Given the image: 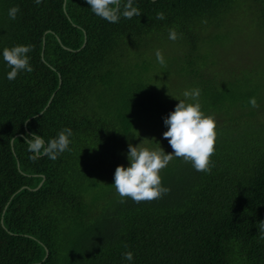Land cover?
<instances>
[{
  "label": "trees",
  "instance_id": "trees-1",
  "mask_svg": "<svg viewBox=\"0 0 264 264\" xmlns=\"http://www.w3.org/2000/svg\"><path fill=\"white\" fill-rule=\"evenodd\" d=\"M133 6L140 16L109 23L86 0H0V264H264V108L252 79L224 83L207 59L216 53H205L246 15L244 25L264 28V0ZM170 28L184 54L148 62L149 74L133 59L155 56ZM15 45L32 46L33 71L9 80L2 52ZM193 88L216 120L211 171L174 158L160 173L167 194L121 203L114 172L129 165L128 145L171 152L164 118ZM65 127L70 151L29 158L27 137L47 142Z\"/></svg>",
  "mask_w": 264,
  "mask_h": 264
},
{
  "label": "clouds",
  "instance_id": "clouds-1",
  "mask_svg": "<svg viewBox=\"0 0 264 264\" xmlns=\"http://www.w3.org/2000/svg\"><path fill=\"white\" fill-rule=\"evenodd\" d=\"M34 2L39 5L42 0H34ZM86 2L93 14L109 23H118L121 16L131 19L141 14L140 9L133 6V0H86ZM19 11V6L11 7L8 11L9 18L15 20ZM156 19H165V14L157 12ZM178 38L180 37L177 31L170 28L169 39L175 41ZM31 50V45H15L3 49V60L10 69L7 72V79L14 80L21 72L33 71L28 56ZM155 56L157 62L162 67H166L161 50L157 49ZM200 95L199 88L185 90L184 99H180L174 110L164 118L167 130L163 132V137L168 140L172 148L171 152L165 153L160 146L152 149L141 146L140 143L136 146L128 145L129 165L127 167L118 165L114 172L113 185L121 203L126 199H131L135 203L151 202L167 194L170 189L162 185L160 173L174 158L190 163L198 172L211 171V158L215 154L217 139L216 120L213 115L202 111ZM248 103L253 108L259 106L255 97L249 98ZM72 135V129L65 127L55 138L45 142L39 134L32 133L25 139L27 149L32 154L29 158L35 161L41 156H46L55 161L60 154L70 151ZM260 228L264 231V221H261ZM123 258L132 261L133 253L127 251L123 254Z\"/></svg>",
  "mask_w": 264,
  "mask_h": 264
},
{
  "label": "rangeland",
  "instance_id": "rangeland-1",
  "mask_svg": "<svg viewBox=\"0 0 264 264\" xmlns=\"http://www.w3.org/2000/svg\"><path fill=\"white\" fill-rule=\"evenodd\" d=\"M227 19L233 23V16L229 14ZM251 19L250 15H246L244 22L238 19L236 22L239 26L233 25L229 28H224L221 31L220 45L217 47H209L205 50L207 57L212 53H216L215 57L207 58L208 62L215 65L212 69L214 72L221 74L224 83L234 81L237 78L240 82L243 80L252 79L256 84V95L261 103L258 109L264 108V28L257 26L248 27L244 23H248ZM235 22V23H236ZM212 39L211 36H208ZM184 48L179 47L176 41H167L161 45V50L164 58L175 59L178 63L180 56L184 54ZM152 54H155L152 53ZM155 56H149L147 59L144 56L136 55L133 62L139 65H145L149 74L153 73V67L148 62L156 63ZM202 65V63L200 64ZM166 83L171 85L170 88L179 89L177 82L167 80ZM246 87L240 90L241 95L248 94ZM183 99V96L178 100ZM241 100V99H240ZM264 114V111H263ZM261 119H264L261 116ZM260 120V119H259ZM263 121V120H262ZM145 138V137H144ZM109 177V176H108ZM109 177L106 189L110 187Z\"/></svg>",
  "mask_w": 264,
  "mask_h": 264
},
{
  "label": "water",
  "instance_id": "water-1",
  "mask_svg": "<svg viewBox=\"0 0 264 264\" xmlns=\"http://www.w3.org/2000/svg\"><path fill=\"white\" fill-rule=\"evenodd\" d=\"M41 54H42V53H41ZM59 82H60V81H59ZM50 100H51V98L48 100V102H47L46 106L44 107V109L49 105ZM42 111H43V110H42ZM42 111H41V112H42ZM42 181H43V179L39 182L38 186L41 185ZM38 186H37V187H38ZM46 254H47V251H46Z\"/></svg>",
  "mask_w": 264,
  "mask_h": 264
}]
</instances>
